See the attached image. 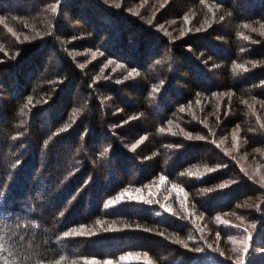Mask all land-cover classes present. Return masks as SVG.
<instances>
[{
  "label": "trees",
  "instance_id": "trees-1",
  "mask_svg": "<svg viewBox=\"0 0 264 264\" xmlns=\"http://www.w3.org/2000/svg\"><path fill=\"white\" fill-rule=\"evenodd\" d=\"M243 218L264 0H0V264H264Z\"/></svg>",
  "mask_w": 264,
  "mask_h": 264
},
{
  "label": "rangeland",
  "instance_id": "rangeland-1",
  "mask_svg": "<svg viewBox=\"0 0 264 264\" xmlns=\"http://www.w3.org/2000/svg\"><path fill=\"white\" fill-rule=\"evenodd\" d=\"M23 1L26 2L27 0H23ZM35 1L37 2V0H33L34 3H35ZM97 19L99 21H101V22H105V20H104L105 18L103 16H99ZM96 26H97V23H96L95 27ZM192 69H193V71H195V68L192 67ZM40 120H41L40 124L44 125L45 123H44L42 117H40ZM163 182L164 181L162 179H159L157 181V183H155V184H153L151 186V190L150 191H152V193H153L151 195H148L147 192L146 193L142 192V190H140V189H136L135 190V194H136L137 197H134V199H131V200H133V201L143 200L145 203L146 202H150L151 203L152 200L154 199V195H156V193H157V195L159 196L158 202H159L160 206L163 207V208H160V210L166 209L168 211V213H170L171 209L167 205H168V203L170 204L172 200H174V199H171V198H173V197H175L176 199L178 198L177 190L175 188L171 187V186L163 185ZM143 193L146 194V195H144ZM137 198H139V199H137ZM243 210L246 212V211H249V208L246 207ZM252 220L250 218H243L242 220L238 219V221L235 222V223H238L239 226L241 227V229H244V230H246L248 225L251 226V228L249 229V238H250V235H251V240L253 241V236H255L254 237L255 241H257L258 237H261V240L257 241L255 246H252V249H253L252 252L259 251V252H263L264 253V233L262 231H260V228L262 229V225H261L262 223L258 224L256 222V220L255 221H252ZM252 225H254V227H255V231L254 232L257 231V233L255 235H254V232L251 231L252 230ZM236 229L238 231H241L238 227H236ZM257 235H258V237H257ZM247 236H248V231H246V237ZM261 248H263V249H261Z\"/></svg>",
  "mask_w": 264,
  "mask_h": 264
},
{
  "label": "snow or ice",
  "instance_id": "snow-or-ice-1",
  "mask_svg": "<svg viewBox=\"0 0 264 264\" xmlns=\"http://www.w3.org/2000/svg\"><path fill=\"white\" fill-rule=\"evenodd\" d=\"M107 264H111V262H107Z\"/></svg>",
  "mask_w": 264,
  "mask_h": 264
}]
</instances>
